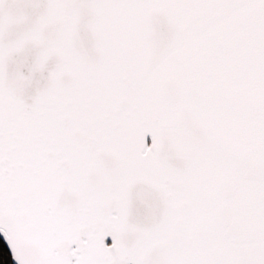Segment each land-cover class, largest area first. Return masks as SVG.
I'll return each instance as SVG.
<instances>
[{
  "label": "snow or ice",
  "instance_id": "obj_1",
  "mask_svg": "<svg viewBox=\"0 0 264 264\" xmlns=\"http://www.w3.org/2000/svg\"><path fill=\"white\" fill-rule=\"evenodd\" d=\"M0 234L14 264H264V0H0Z\"/></svg>",
  "mask_w": 264,
  "mask_h": 264
},
{
  "label": "trees",
  "instance_id": "obj_2",
  "mask_svg": "<svg viewBox=\"0 0 264 264\" xmlns=\"http://www.w3.org/2000/svg\"><path fill=\"white\" fill-rule=\"evenodd\" d=\"M0 264H12L11 256H9L5 245L0 238Z\"/></svg>",
  "mask_w": 264,
  "mask_h": 264
},
{
  "label": "water",
  "instance_id": "obj_3",
  "mask_svg": "<svg viewBox=\"0 0 264 264\" xmlns=\"http://www.w3.org/2000/svg\"><path fill=\"white\" fill-rule=\"evenodd\" d=\"M0 238H1L2 242H3V244L5 245V247H6V249H7V252H8V254H9V256H11V253H10V251H9L8 248H7V245H6L5 241H4V237H3L2 234H0ZM11 262H12V264H14V261L11 260Z\"/></svg>",
  "mask_w": 264,
  "mask_h": 264
}]
</instances>
